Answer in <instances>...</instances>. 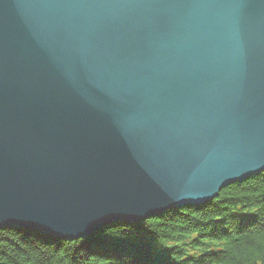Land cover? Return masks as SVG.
Masks as SVG:
<instances>
[{
  "label": "water",
  "instance_id": "95a60500",
  "mask_svg": "<svg viewBox=\"0 0 264 264\" xmlns=\"http://www.w3.org/2000/svg\"><path fill=\"white\" fill-rule=\"evenodd\" d=\"M264 171V0H0V230L76 240Z\"/></svg>",
  "mask_w": 264,
  "mask_h": 264
},
{
  "label": "trees",
  "instance_id": "16d2710c",
  "mask_svg": "<svg viewBox=\"0 0 264 264\" xmlns=\"http://www.w3.org/2000/svg\"><path fill=\"white\" fill-rule=\"evenodd\" d=\"M180 263L264 264V171L205 205L107 227L78 241L0 230V264Z\"/></svg>",
  "mask_w": 264,
  "mask_h": 264
},
{
  "label": "rangeland",
  "instance_id": "374dc122",
  "mask_svg": "<svg viewBox=\"0 0 264 264\" xmlns=\"http://www.w3.org/2000/svg\"><path fill=\"white\" fill-rule=\"evenodd\" d=\"M256 176V175H255ZM252 177H254V176H252ZM251 178V177H250ZM243 183V182H242ZM237 184H241V183H237ZM232 185H234V184H232ZM229 186H231V185H229ZM217 198V197H216ZM215 198V199H216ZM214 200V199H213ZM212 200V201H213ZM209 202H211V201H209ZM209 202H207V203H209ZM207 203H205V204H207ZM204 204V205H205ZM186 207H199V206H192V205H189V206H186ZM183 208H185V207H183ZM183 208H177V209H171V210H167V211H165L164 213H166V212H168V211H173V210H178V209H183ZM164 213H162V215L164 214ZM161 216V215H160ZM157 217H159V216H156V217H151V218H149V219H145V221H147V220H150V219H155V218H157ZM145 221H141V222H139V223H137V224H140V223H143V222H145ZM118 225H126V224H114V225H111V226H108V227H116V226H118ZM107 228V227H106ZM105 227L104 228H102V229H100V230H104V229H106ZM17 230H19V229H17ZM99 230V231H100ZM20 231H24V232H31V233H39V234H41V235H45V236H47V237H49L50 239H54L55 241H58V242H62V243H69V242H73V241H78V240H80V239H83V238H78V239H76V240H64V239H59V238H56V237H52V236H49V235H46V234H43V233H41V232H36V231H26V230H20ZM97 232V231H96ZM95 233V232H94ZM94 233H90L89 234V237L90 236H92ZM88 237V236H87ZM140 255L141 254H139L138 256H139V258H137L138 256H136V258L139 260V259H141V257H140Z\"/></svg>",
  "mask_w": 264,
  "mask_h": 264
},
{
  "label": "bare ground",
  "instance_id": "6f19581e",
  "mask_svg": "<svg viewBox=\"0 0 264 264\" xmlns=\"http://www.w3.org/2000/svg\"><path fill=\"white\" fill-rule=\"evenodd\" d=\"M129 224H132V223H129ZM14 230H17V229H14ZM89 237V236H88ZM85 238H87V237H85ZM85 238H83V239H85ZM62 239H64V240H68L67 238H62ZM179 243V241H177V242H175V245L176 244H178ZM181 264V263H180Z\"/></svg>",
  "mask_w": 264,
  "mask_h": 264
}]
</instances>
